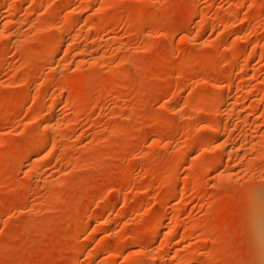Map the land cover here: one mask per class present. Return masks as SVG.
Here are the masks:
<instances>
[{
    "label": "rangeland",
    "instance_id": "rangeland-1",
    "mask_svg": "<svg viewBox=\"0 0 264 264\" xmlns=\"http://www.w3.org/2000/svg\"><path fill=\"white\" fill-rule=\"evenodd\" d=\"M263 186L264 0H0V264H263Z\"/></svg>",
    "mask_w": 264,
    "mask_h": 264
},
{
    "label": "bare ground",
    "instance_id": "bare-ground-1",
    "mask_svg": "<svg viewBox=\"0 0 264 264\" xmlns=\"http://www.w3.org/2000/svg\"><path fill=\"white\" fill-rule=\"evenodd\" d=\"M63 33H61L62 35L64 34V32L65 31H62ZM66 33V32H65ZM66 34H68V33H66ZM64 36V35H63ZM65 39V38H64ZM63 39V40H64ZM61 40V39H60ZM242 41V40H241ZM59 42V41H58ZM56 48V47H55ZM240 48H241V46L239 45V51H240ZM243 48V47H242ZM242 50V49H241ZM243 51V50H242ZM241 52V51H240ZM224 95V94H223ZM225 98H226V96H223L222 97V99H221V97H220V102H223V101H225ZM223 104V103H222ZM221 105V104H220ZM217 122V121H216ZM212 130H213V132H217L218 130H219V125L218 124H214V125H212ZM39 134V133H38ZM37 135V134H36ZM37 137V136H36ZM33 141H34V139H33ZM32 141V142H33ZM221 155V154H220ZM219 155V156H220ZM223 157V156H222ZM222 157H218V159H217V163L220 165V164H222L223 163V158ZM220 167V166H219ZM217 168V167H216ZM262 186V185H261ZM264 187V186H263ZM260 190V189H259ZM254 191V190H253ZM258 192V191H257ZM256 192V193H257ZM260 194H262V197H259L260 199L262 198L263 200H264V191L262 192V193H260ZM260 194L258 195V196H260ZM258 196H256L255 197V199L258 197ZM254 199V198H253ZM261 199V200H262ZM259 200V199H258ZM262 200V201H263ZM253 201V200H252ZM262 201H260V202H262ZM256 202V201H255ZM264 202V201H263ZM254 203V202H253ZM252 204V203H251ZM257 204V203H256ZM255 205V204H254ZM253 205V206H254ZM258 206H259V204H258ZM256 208H257V206H256ZM254 210H255V207H254ZM257 210H260L263 214H262V216L261 217H257L256 219H255V225L254 226H256V239H257V242L259 243V246L261 247V250H262V255H263V257H262V259H263V264H264V204H260V207H259V209H257ZM257 210H256V212H257ZM261 212H259V213H261ZM253 213H255V212H253ZM258 213V214H259ZM254 223V222H253ZM250 227V226H249ZM166 235L165 236H168L171 232H168L169 234H167L166 232H164Z\"/></svg>",
    "mask_w": 264,
    "mask_h": 264
}]
</instances>
